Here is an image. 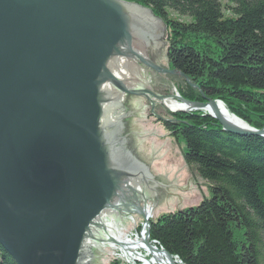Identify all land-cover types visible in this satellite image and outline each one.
<instances>
[{"label":"water","instance_id":"water-1","mask_svg":"<svg viewBox=\"0 0 264 264\" xmlns=\"http://www.w3.org/2000/svg\"><path fill=\"white\" fill-rule=\"evenodd\" d=\"M162 27L126 0H0V244L15 264H99L125 216L174 192L123 136L124 117L159 114L167 73L198 89L168 68ZM200 94L180 100L264 137Z\"/></svg>","mask_w":264,"mask_h":264},{"label":"trees","instance_id":"trees-1","mask_svg":"<svg viewBox=\"0 0 264 264\" xmlns=\"http://www.w3.org/2000/svg\"><path fill=\"white\" fill-rule=\"evenodd\" d=\"M126 1L149 7L173 31L167 62L198 85L181 81L177 90L183 98L202 101V92L253 128L264 126L263 95L239 90L264 92V0H226L229 16L221 0ZM168 10L189 20L169 18ZM199 38L220 45L221 57L201 51ZM233 96L247 112L262 107L261 121L224 100ZM170 117L164 126L182 139L183 158L210 182L211 197L150 220V238L184 264H264V138L225 132L200 111ZM0 264H15L1 244Z\"/></svg>","mask_w":264,"mask_h":264},{"label":"rangeland","instance_id":"rangeland-1","mask_svg":"<svg viewBox=\"0 0 264 264\" xmlns=\"http://www.w3.org/2000/svg\"><path fill=\"white\" fill-rule=\"evenodd\" d=\"M221 3L223 7L228 6L226 0H221ZM223 10L225 9L223 8ZM153 15L155 14L153 13ZM225 15L229 16L230 11L225 10ZM155 16L158 17L157 15ZM168 17L176 20H180L182 22H187L189 20L187 17L178 16L169 10H168ZM163 25L165 26L164 28L162 27V29L164 30L162 40L165 42L164 58L168 68L171 69L166 59V49L169 42L173 38L171 34L173 33V31L170 30L169 26L167 27L164 22ZM195 43L196 46L201 51L206 52L212 58L219 59L222 55L221 46L214 44L212 41L199 38V40L197 39ZM181 81H183V78L178 74L167 73L162 96L172 95L174 91L173 89L177 88L178 85L182 83ZM240 88L243 89V90L239 89L240 91H243L241 92L243 95L252 94L253 97L263 95L264 97V92L262 93L256 92V90H253L252 92V90L248 91V89L245 87H240ZM153 99H155V97H151V100ZM224 100H226V102L227 101L230 102L233 106L238 107L244 113L246 112L247 115H250L251 118H254L253 120L255 122L261 121L260 118L257 117V113L262 109V107L260 108L255 107L254 109L255 111L247 112L248 106L246 104L241 103V101L238 98L235 99V96H233L232 99L229 98L228 100L227 99ZM158 102L159 101L156 99L154 103L157 104ZM261 105L264 106V101L261 103ZM176 112H185V111H176ZM176 112H172L166 109L162 104H160L159 114L157 115L156 114H149L146 116L129 115L124 117L123 136L127 133L129 134V138L126 136V139L131 151L138 154H143V153L152 154L154 158L149 163V168L151 169V171L155 174H164L169 178H171L175 183V190L168 197V199L159 203L158 205L152 206L151 217H149L148 219L144 218V220L138 222L141 218L139 217V215L137 214L135 215L134 213L137 222L136 224L140 225L138 227L140 229H138L137 227L130 228L128 226V223L131 222L122 219L126 223L123 226L127 231L128 237L131 240L137 237V235H131V234L140 232L142 226L144 227L147 221L150 224V220H155L162 214L168 212H176L178 210L196 206L197 204L200 203L201 200L210 198L211 196L210 182L205 180L203 177H201L195 164H189L184 160L183 158L184 143L182 139L181 138L176 139L175 137L171 136L170 132L164 126L163 120L171 119L170 113H176ZM206 115L208 117H211L208 114ZM237 118L242 120L239 117ZM246 125L252 127L247 123ZM122 220L121 222L123 223ZM148 226L149 225H147V227ZM154 246L159 247V249L164 253L167 252L158 243L154 244ZM146 252L147 251L141 252L142 258H143V253L145 255L144 256L145 258H143L144 260L133 262V260L128 257L123 258L124 256H122L121 252L119 253L117 251L104 248L100 257L99 264H120V262L118 261L120 259H122V261L124 260L122 264H142V262L144 261H146L144 263L150 264L151 260L148 261L149 258L147 257ZM115 256L116 258H114ZM170 256L171 257L169 258H172L173 260L177 261V263L184 264L179 257L172 254H170Z\"/></svg>","mask_w":264,"mask_h":264},{"label":"bare ground","instance_id":"bare-ground-1","mask_svg":"<svg viewBox=\"0 0 264 264\" xmlns=\"http://www.w3.org/2000/svg\"><path fill=\"white\" fill-rule=\"evenodd\" d=\"M223 8L225 10H228L227 7H223ZM173 90L174 91H173L172 95L165 96L164 98H160V99L158 97H155V99H153L152 101L155 102V100L157 99L159 101L157 104H162L166 109H168L172 112H176V111H185V112L200 111L202 113L208 114L209 116H211V118L213 120L216 121V119H214L212 117V115H215V108H212L211 105H208L204 108H196V106L194 104H192L188 101L180 100L183 97L179 94V92L177 91V88H174ZM148 95L151 96V94H148ZM180 97H182V98H180ZM200 102H202V101H200ZM217 110H219V114L222 115L225 120L230 121V123L234 127L248 130L249 126L246 125L245 121L238 119L235 114H233V113L231 114V111L227 108V106L223 102L217 101ZM156 115H154V116H156ZM125 135H127V137L129 138L128 133ZM126 147H127V145H126ZM128 147H129V145H128ZM207 199H210V198H207ZM136 210L137 211L135 212V215L137 214L141 218L138 222L144 220V218L148 219L152 215L151 214L152 207H139ZM132 213L133 212H131L130 214L125 216L124 220L131 222V223H128V226L130 228H135V227L138 228L140 225L136 224L137 222L135 219V215H134V213L133 214ZM121 223L118 224L117 227L114 229L117 231L116 236L118 239L112 240L113 236H111V235H113V234L111 233L110 236L107 238V241H106L104 248H108V249L117 251L119 253L121 252L122 256H124L123 258L128 257V258L132 259L133 262L144 260L141 257L140 252L147 251L146 252L147 257L149 258L148 261L151 260L150 264H179V263H177V261L173 260L172 258L167 257L166 256L167 254L164 253L163 251H161L159 249V247L153 245L154 241H156V240L150 238V235H149L150 234V224L148 221L146 222V224L149 225L148 227L145 224L144 227L142 226L140 232H137L135 234H131V235H137V237L133 240H131L128 237L127 231L125 230V228L123 226L124 224H126L125 221H123L122 225H121ZM143 223H144V221H143ZM138 229H140V228H138ZM156 243H157V241H156ZM114 258H116V256ZM118 261L120 262V264H122L124 260L122 261V259H120ZM144 262H146V261H144ZM144 262H142V264ZM145 264H147V263H145ZM180 264H182V263H180Z\"/></svg>","mask_w":264,"mask_h":264},{"label":"built area","instance_id":"built-area-1","mask_svg":"<svg viewBox=\"0 0 264 264\" xmlns=\"http://www.w3.org/2000/svg\"><path fill=\"white\" fill-rule=\"evenodd\" d=\"M154 244H157L156 241H154ZM154 244H153V245H154ZM140 255H142L141 252H140ZM144 256H145V255H144V253H143V258H145ZM143 264H145V263H143ZM147 264H148V263H147Z\"/></svg>","mask_w":264,"mask_h":264}]
</instances>
